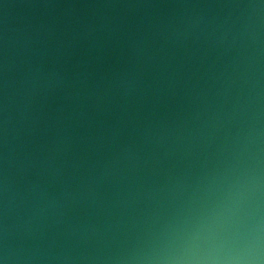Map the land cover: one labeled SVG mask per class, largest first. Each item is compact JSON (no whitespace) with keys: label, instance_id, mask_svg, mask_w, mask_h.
I'll return each mask as SVG.
<instances>
[{"label":"water","instance_id":"water-1","mask_svg":"<svg viewBox=\"0 0 264 264\" xmlns=\"http://www.w3.org/2000/svg\"><path fill=\"white\" fill-rule=\"evenodd\" d=\"M0 264H264V0H0Z\"/></svg>","mask_w":264,"mask_h":264}]
</instances>
